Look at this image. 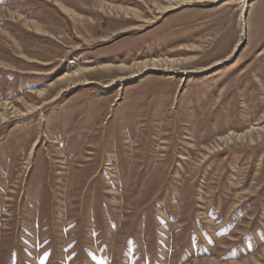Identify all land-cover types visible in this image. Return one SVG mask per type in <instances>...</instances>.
Returning <instances> with one entry per match:
<instances>
[{"label": "rangeland", "instance_id": "374dc122", "mask_svg": "<svg viewBox=\"0 0 264 264\" xmlns=\"http://www.w3.org/2000/svg\"><path fill=\"white\" fill-rule=\"evenodd\" d=\"M0 264H264V0H0Z\"/></svg>", "mask_w": 264, "mask_h": 264}, {"label": "bare ground", "instance_id": "6f19581e", "mask_svg": "<svg viewBox=\"0 0 264 264\" xmlns=\"http://www.w3.org/2000/svg\"><path fill=\"white\" fill-rule=\"evenodd\" d=\"M137 63L140 64L139 67H141L140 68L141 70H144V69H147V68H161V69H165V68H167L169 66L168 64L173 65L172 63H174V61L173 60L165 61V59H160V58H149V59H145V60L139 61ZM169 68H171V67H169ZM86 81L87 80H85L84 83Z\"/></svg>", "mask_w": 264, "mask_h": 264}, {"label": "crops", "instance_id": "0c3cea01", "mask_svg": "<svg viewBox=\"0 0 264 264\" xmlns=\"http://www.w3.org/2000/svg\"><path fill=\"white\" fill-rule=\"evenodd\" d=\"M90 82V80H87L85 83Z\"/></svg>", "mask_w": 264, "mask_h": 264}, {"label": "water", "instance_id": "95a60500", "mask_svg": "<svg viewBox=\"0 0 264 264\" xmlns=\"http://www.w3.org/2000/svg\"><path fill=\"white\" fill-rule=\"evenodd\" d=\"M142 75V74H141Z\"/></svg>", "mask_w": 264, "mask_h": 264}]
</instances>
